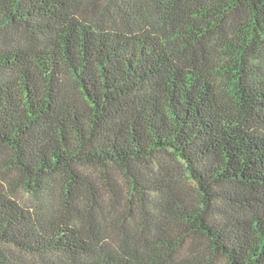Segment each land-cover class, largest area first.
Wrapping results in <instances>:
<instances>
[{
  "label": "trees",
  "instance_id": "1",
  "mask_svg": "<svg viewBox=\"0 0 264 264\" xmlns=\"http://www.w3.org/2000/svg\"><path fill=\"white\" fill-rule=\"evenodd\" d=\"M0 264H264V0H0Z\"/></svg>",
  "mask_w": 264,
  "mask_h": 264
},
{
  "label": "rangeland",
  "instance_id": "2",
  "mask_svg": "<svg viewBox=\"0 0 264 264\" xmlns=\"http://www.w3.org/2000/svg\"><path fill=\"white\" fill-rule=\"evenodd\" d=\"M19 198L23 201V202H26V196H23V195H19Z\"/></svg>",
  "mask_w": 264,
  "mask_h": 264
}]
</instances>
